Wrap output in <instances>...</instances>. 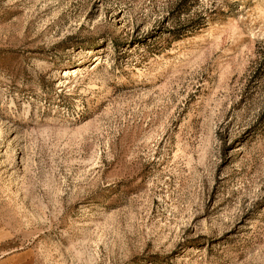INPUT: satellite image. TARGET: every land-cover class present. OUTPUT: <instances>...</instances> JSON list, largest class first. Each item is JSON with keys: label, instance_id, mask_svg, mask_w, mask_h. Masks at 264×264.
<instances>
[{"label": "rangeland", "instance_id": "obj_1", "mask_svg": "<svg viewBox=\"0 0 264 264\" xmlns=\"http://www.w3.org/2000/svg\"><path fill=\"white\" fill-rule=\"evenodd\" d=\"M0 244L264 264V0H0Z\"/></svg>", "mask_w": 264, "mask_h": 264}, {"label": "bare ground", "instance_id": "obj_2", "mask_svg": "<svg viewBox=\"0 0 264 264\" xmlns=\"http://www.w3.org/2000/svg\"><path fill=\"white\" fill-rule=\"evenodd\" d=\"M64 78H68L70 76H76L78 75L79 73H81V68L80 67H74V68H71V69H67L64 71Z\"/></svg>", "mask_w": 264, "mask_h": 264}, {"label": "crops", "instance_id": "obj_3", "mask_svg": "<svg viewBox=\"0 0 264 264\" xmlns=\"http://www.w3.org/2000/svg\"><path fill=\"white\" fill-rule=\"evenodd\" d=\"M5 253H7V250H5L3 248V246H2V244H0V256L3 255V254H5ZM0 258H1L0 259V264H3V263H6V262H3V261H7L10 258V256L9 257H6L4 255V256H1Z\"/></svg>", "mask_w": 264, "mask_h": 264}]
</instances>
